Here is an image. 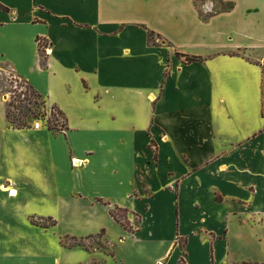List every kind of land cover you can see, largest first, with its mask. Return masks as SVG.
Returning a JSON list of instances; mask_svg holds the SVG:
<instances>
[{
    "label": "crops",
    "instance_id": "1",
    "mask_svg": "<svg viewBox=\"0 0 264 264\" xmlns=\"http://www.w3.org/2000/svg\"><path fill=\"white\" fill-rule=\"evenodd\" d=\"M0 5V72L65 125L0 93V264H264V0Z\"/></svg>",
    "mask_w": 264,
    "mask_h": 264
},
{
    "label": "rangeland",
    "instance_id": "2",
    "mask_svg": "<svg viewBox=\"0 0 264 264\" xmlns=\"http://www.w3.org/2000/svg\"><path fill=\"white\" fill-rule=\"evenodd\" d=\"M151 41L154 43L158 42L156 36L154 35L152 36ZM0 93L8 102V112L10 113L11 120L14 121L15 124L17 123V119H19L24 123L26 122L28 127L32 126L35 122H39L42 127L49 125L54 127L56 130L64 129V117L58 113L59 110L56 107L48 108L43 97L33 95L32 88L26 82L20 80L7 71L0 72ZM42 114H45V118L41 117ZM30 205H32V207L36 206L35 202L33 201L30 202ZM117 214L120 216V218H122L125 224L128 225L124 219L127 218L126 213L118 212ZM38 218L40 217H31V225H33L32 221H39L41 224H49V222H42V220H39ZM138 220V218H135V226L137 225ZM61 233H64V229L59 230V234ZM36 235H38V233ZM48 236L51 239L54 237L51 232L48 233ZM40 240H43V236L41 238L37 237V241ZM78 242H81L84 248L88 251H94L95 249H100V247L104 246L100 235L97 237H89L83 239L82 241H79L78 239L73 240L72 238H68L66 240L63 239L62 245L63 243L74 245ZM47 245L49 248L52 247V243L49 241H47ZM51 252H53V256H56V249H52ZM57 253H59L58 250ZM59 257L61 258V256ZM100 258H102V256H97V258H95L96 262H84L82 264H101ZM73 260L77 262V264L80 261L79 258L75 256L73 257Z\"/></svg>",
    "mask_w": 264,
    "mask_h": 264
},
{
    "label": "trees",
    "instance_id": "3",
    "mask_svg": "<svg viewBox=\"0 0 264 264\" xmlns=\"http://www.w3.org/2000/svg\"><path fill=\"white\" fill-rule=\"evenodd\" d=\"M0 9H2V10H5V11H7L8 9L7 8H5V7H3V6H1L0 5ZM152 36H153V33H150L149 34V41H151L152 40ZM37 40L39 41V42H43V43H45L44 41H42L40 38H37ZM193 59H191V58H188L187 59V61H192ZM31 87V86H30ZM32 88V87H31ZM32 90H33V95H37V96H39V97H42L38 92H36L33 88H32ZM58 113L60 114V115H62V113L60 112V111H58ZM42 118L44 117L45 118V114H42V116H41ZM7 120H8V123H9V125H10V127H12V128H15V129H24V128H28V125H27V123L25 122H22L21 120H19V119H17V123L15 124L14 123V121H12L11 120V118H10V113L8 112V110H7ZM46 128L47 129H49V130H51V131H59V130H56L54 127H51V126H46ZM118 212H122V213H126V212H124V211H122V210H120V209H118V208H115L114 210H112V212H111V216H112V218L117 222V223H119L121 226H123L126 230L127 229H130L129 228V226L128 225H126L125 224V222L122 220V218H120V216L117 214ZM125 220H126V222H127V218H124ZM128 223V222H127ZM32 224L33 225H36V226H40V227H45L46 225H43V224H41V223H39V222H37V221H32ZM102 234H103V232L100 234V236H102ZM66 239H68V238H65V240ZM73 240H77L76 238H72ZM79 241H82L83 239H78ZM63 245L65 246V247H70V248H72V247H82V248H84V246H83V244L81 243V242H78V243H76V244H74V245H70V244H65V243H63ZM85 249V248H84Z\"/></svg>",
    "mask_w": 264,
    "mask_h": 264
},
{
    "label": "built area",
    "instance_id": "4",
    "mask_svg": "<svg viewBox=\"0 0 264 264\" xmlns=\"http://www.w3.org/2000/svg\"><path fill=\"white\" fill-rule=\"evenodd\" d=\"M39 44L45 49V51H47L48 50V44L47 45H45V43H43V42H39ZM40 124H39V122H35L34 124H33V127L35 128V129H38V128H40ZM73 162L75 163L76 161L75 160H73ZM74 166H75V164H74Z\"/></svg>",
    "mask_w": 264,
    "mask_h": 264
}]
</instances>
